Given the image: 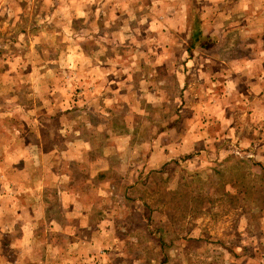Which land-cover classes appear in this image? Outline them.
Listing matches in <instances>:
<instances>
[{
  "label": "rangeland",
  "instance_id": "rangeland-1",
  "mask_svg": "<svg viewBox=\"0 0 264 264\" xmlns=\"http://www.w3.org/2000/svg\"><path fill=\"white\" fill-rule=\"evenodd\" d=\"M209 3L0 0V65L18 67L17 80L22 81L15 101L28 104L30 81L41 80L52 96L43 102V111L52 112L56 95L64 92L71 103L74 94L81 97V83L88 99L90 83L102 81L95 111L105 116L101 104L106 97L119 101V107L107 104L113 115L105 117L113 128L112 143L129 145L123 150L128 163L121 179L120 172L98 164L92 176L87 172V185L82 179L77 184L80 192L102 187L93 216L96 229H80L75 238L70 232L50 236L38 227L40 238H57L62 245L40 247L39 256L47 251L55 261L60 251L66 255L64 264H264V136L256 135L255 144L247 146L233 139L214 142L209 160L185 156L155 168L144 161L153 131L167 127L179 110L184 113L185 101L195 100L203 88L197 72L185 75L184 63L202 17L214 14ZM223 7L232 9L217 4ZM28 70L33 78L26 80L19 73ZM191 81L195 86L190 89ZM40 89L33 85L32 102L41 101ZM75 105L67 110L78 116L89 109ZM96 116L91 122H98ZM121 117L131 132L123 142L115 133L121 132ZM104 132L98 130L96 140ZM71 237L95 246L74 247L68 243Z\"/></svg>",
  "mask_w": 264,
  "mask_h": 264
},
{
  "label": "crops",
  "instance_id": "crops-1",
  "mask_svg": "<svg viewBox=\"0 0 264 264\" xmlns=\"http://www.w3.org/2000/svg\"><path fill=\"white\" fill-rule=\"evenodd\" d=\"M219 3H228L232 9L220 10ZM209 4L214 14L202 17L200 31L192 34L184 63L185 75L197 72L196 80L203 88L195 100L185 101L184 113L179 110L167 127L161 130L158 126L153 131L144 157L147 167L180 161L185 156L209 160L214 142L233 139L247 146L255 144L256 135L264 136V0H210ZM254 8L263 10L254 14ZM18 70L11 64L0 65V264H64L66 255L58 250L62 245L57 238H40L38 227L50 236L70 232L75 238L80 229L88 233L96 229L93 216L103 196L102 187L80 192L77 184L82 179L87 185V172L91 175L100 168L98 164L120 172V179L126 174L128 161L123 150L126 153L129 145L112 143L114 132L106 118L113 115L107 104L119 107L120 103L106 97L102 104L99 101L106 117L96 112V96L102 87V81L96 79L90 83L88 99L86 85L78 83L81 97L74 94L75 100H71L78 109L80 104L89 108L83 111L85 115L67 110L71 103L64 92L56 95V110L43 111V102L52 96L46 93L48 83L41 80L30 81L28 104L17 103V86L22 82L17 80ZM19 74L26 80L33 78L29 70ZM23 84L27 83L20 87ZM33 85L41 87L42 102H32ZM194 86L193 81L187 85L190 89ZM95 114L99 120L91 122ZM78 118L86 121V130ZM122 121L121 117V132L115 131L122 137L120 142L131 135ZM101 128L104 138L98 141L96 135ZM72 237L68 243L74 247L95 246L86 239L75 241ZM49 246L58 248L55 261L49 260L47 251L38 255L40 247Z\"/></svg>",
  "mask_w": 264,
  "mask_h": 264
}]
</instances>
